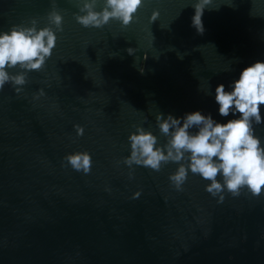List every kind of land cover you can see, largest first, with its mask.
<instances>
[{
	"label": "water",
	"instance_id": "water-1",
	"mask_svg": "<svg viewBox=\"0 0 264 264\" xmlns=\"http://www.w3.org/2000/svg\"><path fill=\"white\" fill-rule=\"evenodd\" d=\"M191 2L145 0L127 27L84 28L75 0H56L64 30L52 56L21 93L0 90V264H264V193L218 203L191 173L175 190V164L135 166L129 179L122 163L133 125L160 136L157 111L235 119L219 115L216 86L230 90L264 60V0H214L203 34ZM51 7L0 0V30L33 16L44 26ZM255 127L264 142V124ZM77 151L91 153L90 174L66 166Z\"/></svg>",
	"mask_w": 264,
	"mask_h": 264
},
{
	"label": "clouds",
	"instance_id": "clouds-1",
	"mask_svg": "<svg viewBox=\"0 0 264 264\" xmlns=\"http://www.w3.org/2000/svg\"><path fill=\"white\" fill-rule=\"evenodd\" d=\"M144 2L75 0L79 11L73 15L84 28H103L112 20L127 27L138 19L136 14ZM51 4L46 14V25L39 26V19L33 16L27 22L14 23L7 30H0V90L10 84L17 94L21 93L28 83V73L43 69L52 56L58 41L57 33L64 30V16L56 0H51ZM213 4L214 0H192L190 3L195 9L192 27L198 34L205 31L202 21L205 9H219L220 5L210 7ZM158 16L159 11L154 10L151 20L155 21ZM203 91L210 94L208 81ZM40 95H44L43 89L34 94L36 98ZM215 101L219 105L220 116L232 114L236 118L221 123L211 114L205 115L200 111L186 113L183 117L172 114L165 117L157 111L156 124L160 136L141 124L133 125L135 130L127 138L130 154L122 158V163L129 169V179L134 177L135 166L158 173L166 165L175 164L177 166L169 173L168 180L177 191H183L191 173L206 182L205 191L217 198L218 203L224 202L226 195L240 197L244 190L253 197H260L264 193V142L256 133L255 126L264 124L261 114V106H264V60L243 68L239 78L231 82L230 90H226L223 83L218 84ZM76 129L78 135H83L82 127L77 125ZM63 160L73 171L84 175L92 171L93 159L87 151L66 154ZM140 194L139 191L133 193V198Z\"/></svg>",
	"mask_w": 264,
	"mask_h": 264
}]
</instances>
